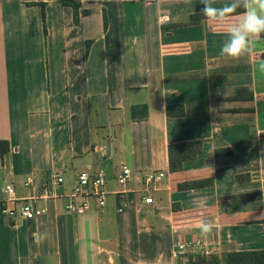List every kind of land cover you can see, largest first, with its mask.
Listing matches in <instances>:
<instances>
[{
    "label": "crops",
    "instance_id": "1",
    "mask_svg": "<svg viewBox=\"0 0 264 264\" xmlns=\"http://www.w3.org/2000/svg\"><path fill=\"white\" fill-rule=\"evenodd\" d=\"M80 1L76 25L57 0H0V210L8 184L10 206L45 210L34 220L0 212V264H189L200 256L176 245L197 241L220 264L264 251V76L254 71L264 36L252 54L226 58V25L193 21L200 0ZM177 105L183 117H169ZM184 143L202 150L173 173L169 146ZM86 170L105 174L106 204L92 198L72 214ZM151 172L164 177L145 206ZM199 181L207 184L179 188ZM199 197H208L204 210L192 203ZM201 220L215 222L211 234H200Z\"/></svg>",
    "mask_w": 264,
    "mask_h": 264
},
{
    "label": "built area",
    "instance_id": "2",
    "mask_svg": "<svg viewBox=\"0 0 264 264\" xmlns=\"http://www.w3.org/2000/svg\"><path fill=\"white\" fill-rule=\"evenodd\" d=\"M132 172L129 168L123 166L121 172L117 175V183L121 186H125L130 180ZM164 177V173L151 172L143 178V193L142 203L145 206L153 205L154 199L149 195L151 188L160 182ZM34 183L32 176L27 178L25 185L31 186ZM56 185H62L64 183V177L60 174L55 176ZM106 176L103 172L92 173L89 170L83 171L78 176L76 187L73 189L70 195V202L67 204L66 209L72 214H84L91 207V199H95V203L98 207H103L106 204L105 190ZM4 192L7 197L1 201V214L11 219L21 220H34L45 213V210L37 207L31 201L23 200L18 206L12 207L10 203L15 199V188L13 184L6 185ZM188 248H191L188 250ZM178 254H192L200 257L210 256L211 252L207 249V246L203 243L196 242L187 244L176 245Z\"/></svg>",
    "mask_w": 264,
    "mask_h": 264
},
{
    "label": "clouds",
    "instance_id": "3",
    "mask_svg": "<svg viewBox=\"0 0 264 264\" xmlns=\"http://www.w3.org/2000/svg\"><path fill=\"white\" fill-rule=\"evenodd\" d=\"M190 2V0H185ZM204 5L201 14L209 22H215L220 25H226L225 33L227 38L221 45L220 55L226 58H240L244 55H250L257 46V41L264 36V0H231V3L222 7H215L212 0H200ZM243 9L238 12V9ZM238 19L233 23H228L233 16ZM108 63L107 61H104ZM254 71L264 76V60L255 66ZM214 171L213 167L207 165ZM264 191V190H261ZM208 197H199L192 203L200 210L207 208ZM200 234L207 236L215 228L213 220H201L198 224Z\"/></svg>",
    "mask_w": 264,
    "mask_h": 264
},
{
    "label": "trees",
    "instance_id": "4",
    "mask_svg": "<svg viewBox=\"0 0 264 264\" xmlns=\"http://www.w3.org/2000/svg\"><path fill=\"white\" fill-rule=\"evenodd\" d=\"M61 5L71 7L73 10V20L76 25L80 22V9L82 8V3L80 0H57ZM43 8L45 4H42ZM238 12H242L243 9H238ZM88 11H83V14H87ZM205 19L202 14L195 15L193 17L194 22H199L200 20ZM104 25L107 29V17L104 15ZM91 41H88L86 44L87 51L89 50ZM167 114L169 117H183L184 107L182 105L169 106L167 108ZM8 150V143L5 141L0 142V155L4 154ZM200 143H184V144H175L169 146V162H170V171L180 172L184 169V163L195 159L197 155L201 152ZM207 182H191L185 183L179 186L182 190H190L194 188H201L205 186ZM189 264H220V261L215 258L199 257L196 260L191 261ZM224 264H264V251L258 252H232L228 253L224 257Z\"/></svg>",
    "mask_w": 264,
    "mask_h": 264
}]
</instances>
